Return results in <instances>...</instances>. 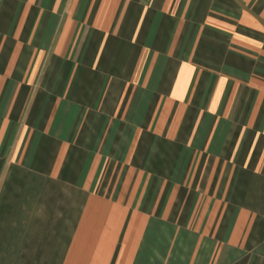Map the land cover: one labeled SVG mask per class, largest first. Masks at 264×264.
I'll use <instances>...</instances> for the list:
<instances>
[{
	"label": "crops",
	"instance_id": "0c3cea01",
	"mask_svg": "<svg viewBox=\"0 0 264 264\" xmlns=\"http://www.w3.org/2000/svg\"><path fill=\"white\" fill-rule=\"evenodd\" d=\"M0 264H264V0H0Z\"/></svg>",
	"mask_w": 264,
	"mask_h": 264
}]
</instances>
